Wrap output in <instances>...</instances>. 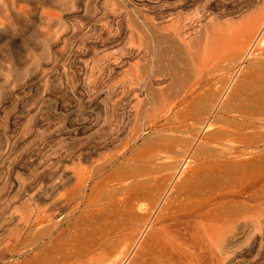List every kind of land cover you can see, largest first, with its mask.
Returning <instances> with one entry per match:
<instances>
[{
	"label": "bare ground",
	"instance_id": "1",
	"mask_svg": "<svg viewBox=\"0 0 264 264\" xmlns=\"http://www.w3.org/2000/svg\"><path fill=\"white\" fill-rule=\"evenodd\" d=\"M0 1H2V3L0 2L2 5H6L7 1H9L8 4L11 7H15L16 2L25 1V0H0ZM181 1L182 0H154L153 3L155 7L165 5L164 7L166 6L173 7L175 10V7H178L181 4ZM189 1L193 2V0H186L185 2L188 3ZM249 1H251V3L252 2L254 3L259 0H249ZM35 2H37V0ZM221 2L222 0L220 1V3ZM220 3L218 4L215 2V3H210L208 5L209 9H213L214 5L215 6L219 5L218 8L220 9L221 12L220 14L218 13L219 15L218 14L215 15L214 13V16L211 17L213 18L212 24L206 22L209 24L207 25L205 23L204 27L202 26L203 32H201L202 34H200V38L194 39L191 38L190 35H189L190 38H188L187 36L188 33L186 32L185 29L188 23L186 25L185 21L179 18L180 15L183 16L182 14H180L178 15V17H176L175 15L174 17L176 18L175 20L171 19L174 20L171 23L160 22V21L156 22V24L153 25V32H154L153 38H136L134 41L132 40L133 48L135 46L138 54L142 56L140 58H142V60L144 59L145 62L139 64L138 69L134 71L135 73L130 75L128 74L130 73L129 72L130 70L128 67H126L128 68L127 70L128 72L125 70L126 72L123 74V77H121L123 78L122 83L120 82L121 83L120 87L122 89L121 95H123L124 98L134 96L135 99L138 101L140 100L138 99V97H141V96L136 97L138 93L140 94L141 92H146L148 90L147 93L151 95V98L156 94L157 96H159V101L158 99H156L157 97L154 96L156 97L154 100L158 101V105L157 104L155 105L156 102L155 103L151 102L152 108H154L153 106H155L154 112L152 111L153 109H151V107L148 106L151 109L153 115L151 114L152 116L150 117L146 115L147 118H145L146 116L144 117V120L147 119L145 124L146 128L149 130H153L152 133L157 136L154 137L152 136L153 134H150L155 139L150 138L151 136L149 137V139H151V141L155 140V142H153L152 145H148V147L147 145H145V148H143L141 152L139 151V153H137L136 150L140 147L141 143L138 144L139 146L138 147L137 145H135L136 142L134 144L133 141L136 139L137 136L140 138V135L135 133L132 134L131 136L130 134L131 138H128L127 136V139L124 140L121 139V143H120V141L116 139L118 135L117 133L115 139L119 141V144H117L115 148L111 150L112 153L109 151L110 148L108 147L109 150L107 151L110 152V155L108 153L107 156L105 155L106 157L104 158L100 157L99 159L93 157V161L91 160L92 161L91 163L90 162H88L89 164L85 163L84 164L85 166L82 165V167L80 165L79 166L80 168L78 170H76L78 166L75 165L77 166L76 168L74 167L75 170L74 168L73 170L70 169L71 173H69L68 175H65L64 170H62L61 172H63L64 174L60 172V174L57 175L58 173H56L57 175L56 177L53 175L54 177L50 176L51 178L42 180L40 183H38V185L35 186V189H33V191L29 193V199L27 200H30L32 204L29 205L30 207L28 206L29 209H27L26 212L25 211L23 212L22 211L23 209L21 210L23 213L14 212L15 207L13 206L14 209L13 208L12 209L14 211L12 213L11 212L12 210H9V208L11 209V207H9L10 199L9 200L7 199L6 205L7 207H9L7 208L8 214L6 215L5 213V215L3 214V217H0L1 218L0 219V264H184L185 262H189V261H193L191 262V264L194 263L196 264L199 261L201 255L200 254L201 238L203 233L212 241V239H214V236L216 234L218 235V232L216 230L217 225H219L218 226L219 228L221 222L222 221L225 222L226 219L229 220L228 221L229 223L232 222L234 216L232 215L233 216L232 218V216H230L231 213L228 214L230 210L228 209L226 215L224 214L226 219L225 217L222 216V218L225 220H221V222L217 224L218 222L216 221L217 218L215 217L214 214L215 212L213 213V210L215 211L216 208L214 206L215 203H213V206L215 208L214 209L211 208L209 212L210 213L209 218L207 219L204 217L205 219H207V221L206 220L203 221L199 218L198 219L193 218L192 220H190L191 218H189V216L195 217L197 216L196 212H198V209L202 210L201 206L203 205L200 202L202 199L199 198V196L197 197L196 195L200 194L201 188L202 190H204V188L203 186L201 188L199 187L201 183H198L197 181L195 182L194 177L197 176H195L196 173L194 174V171L193 173L190 172L192 173L193 176H187L188 175L187 174L185 176L186 178L183 177L184 172L186 173L188 167L191 165V162L190 165L187 167V170L184 167H183L184 172L182 170V166L188 164L185 163L186 162L185 160L188 159L187 157H189L190 154L193 155L199 154L202 156L204 161L205 157L210 156L214 152L218 153L219 156H226L227 152L231 153L233 150H237L235 149L236 147H233L231 145L230 146L224 145L223 147L221 145L220 149L219 148L217 149V147L215 148L216 144H213V142L216 140H214V138H212L209 134H208L209 137L212 139V143L210 141L211 145L209 143V140L204 141V143L207 142L206 144H204L203 142L199 143L204 139L202 140L200 138L201 141L198 142H196V140H198L197 138H199L197 137V135L201 134L204 130L208 129L209 127L214 129L215 127H212L213 124L214 126L215 124L218 125L220 124V126H222L223 128L216 127L217 129H214V132H212L215 135L212 136L224 138L228 135V138H226L228 139V141L227 140L226 141L229 142V139H231V137L229 138L228 132L230 131L228 130L230 128L226 129L224 127L231 125L232 122L234 123L236 121H234V118L231 117L232 119H229L230 117L227 116L228 111L231 112L235 110V108L232 109L235 106L231 108V106L229 105L230 104L229 102L232 103L233 101H228V99L232 100L236 98V95L238 94L240 95L239 92H241L242 90L241 91L238 90L243 87V85L245 84L244 82L249 81L248 80L249 78H247L248 75H250V77L251 76L255 77L257 81H259L258 83L259 86H261L260 89L258 90L259 87L256 86V84H254L255 85L254 92L256 91V93L253 92V95L252 94L251 95L254 96V99H256L257 102L258 101L264 102V8L256 6L257 10L256 9L253 10L252 9L253 4H252L250 7L251 9H247L248 11H246L245 7H249V5L246 4L245 2L238 3L236 9L234 10L235 15L237 14V17L235 18V20L227 21V18L229 19L231 17V16L225 17V14L223 13L227 5L224 7ZM2 9L3 8L0 7V12H3ZM232 18H234V16ZM192 42L194 43L193 46H191ZM128 50L130 49L127 45L123 47L122 49L123 57H125ZM245 64L251 65L252 70L250 69L249 71L247 69L248 70L247 71L244 68L246 66ZM242 68H244V70H246L248 74H246L244 71V74H246V76H243L245 77L244 80L242 82H240L241 81L240 80L236 83V85H234L236 79L235 77L237 73L240 70H242ZM246 68L248 67L246 66ZM164 82L166 83L165 86H164L165 84ZM251 82H247L248 85ZM154 85H157V87L152 88ZM251 85L249 86L251 87ZM256 88L258 91L256 90ZM143 89H145V91ZM138 90L139 92H137ZM244 92H242L243 95L246 94V91ZM247 94H249V92ZM243 95L241 94V96ZM244 99L246 98L244 97ZM146 100L148 99H146L145 97V101ZM133 104L132 106L134 107L135 104L134 105ZM235 104L236 103H234V105ZM131 108L129 107V110ZM253 108L255 107L253 106ZM142 109L136 112L143 111ZM135 110H137L136 107ZM147 112L149 113V111ZM147 112L145 111L144 113L146 114ZM251 113H253V111ZM244 114L247 115V113ZM235 115L236 116L238 115L239 117L244 116V115L242 116L240 112L239 114H235ZM249 115L251 116V114ZM262 115H264V113H262ZM262 115L260 113L258 117L260 118L261 116L262 118L261 119L258 118L257 119L258 121L259 120L263 121L264 118ZM104 116L106 117V115ZM138 116L142 117V115L139 114L137 115V118L140 120ZM133 117L136 118V115H134ZM254 117L252 118L250 117V121L247 123L244 121L245 124L243 125L241 124L243 123V121L240 122L241 120H239L240 122L239 126L237 125V122L234 123L236 124L235 128L239 131V133L238 131H236L235 128L232 129L233 126H230L232 131L235 129V131L237 132V133L235 132L237 135L234 134L236 135L235 137H238L235 139V141L237 139L239 140L240 139L239 137H241L245 133L242 136V140H240L242 146L241 149L245 148L244 149L245 151L246 148L251 146L253 143L259 144V142H262L264 140V131L262 130L264 128V125L262 123H254L253 122ZM127 118L130 119V117L128 116ZM135 118L134 119L131 118V120H135ZM135 123L139 124V121L137 122V120H135ZM133 126L135 127V125ZM130 127L132 126L130 125ZM135 128H131V129L135 130ZM131 129L130 131H132ZM140 129L141 128H138L137 132H139ZM245 129L248 131L246 132ZM208 130L210 131V129ZM242 130H244V133L242 132ZM232 131L230 132L231 134L234 132ZM126 132L127 131H125V134L123 135H127ZM241 132L243 134L241 136H238L239 134H241ZM223 138L221 139L222 141H220L217 138V141L219 140L218 142H221V144H223V140H224ZM90 139H91L90 136L87 135H85V137H82V135L81 137L75 135L73 137H70L69 141L74 142V144L75 143L80 144V146L76 145L78 148L77 150H80L82 149L80 141H84L86 144V142H90ZM108 139L106 138V140ZM111 140L113 139L110 138V141ZM117 141L116 143H118ZM233 143H235L234 140ZM87 144L85 146H87ZM212 144L214 145V147L212 146ZM112 145L113 144H111V146ZM195 145L197 146L195 147ZM104 146H108V145H104ZM261 148H263V146ZM84 149H82V151ZM88 149L90 148H87V150ZM251 149L253 150V147ZM238 150L242 151L240 150V148ZM248 151L250 150L248 149ZM233 152L232 154H234ZM258 152L260 153L261 151L259 150ZM230 153L229 155H231ZM74 154L75 153L73 152V155ZM103 154L106 153L103 152ZM241 154L243 156V153ZM262 154L264 155V152ZM90 155L91 154H88L89 157ZM245 155H247L248 157V154ZM256 155L257 154L255 152L254 159ZM236 157L239 158L241 161L240 158L241 156H236ZM247 157L246 159H248ZM79 158L83 159L82 157ZM216 158H218V156ZM234 158L232 157L233 160ZM210 159L211 158L208 157V162ZM223 159L224 160L226 159L229 162L228 158H223V157L219 161H222ZM242 159H244V161H242L243 163L247 162L245 158ZM205 160H207V158H205ZM248 160H250V158ZM251 160H253V156ZM80 161L81 160H79V163ZM203 161L202 162L200 161L201 163L198 162L199 164L196 162V164H198L197 166L199 167L200 164H203ZM212 161L214 162V160ZM238 161L239 160H237V162ZM254 162L252 161V163ZM37 163L38 165L41 164L40 161H38ZM193 163H195V161ZM204 163L207 164L206 162ZM232 163H234V161L231 162V164ZM196 164L194 165V167L196 166ZM222 164H224V162ZM225 164L223 167H225ZM240 164L241 162L239 163V165ZM212 165L214 164L212 163ZM233 165L234 164H232L231 168L234 167ZM220 166L222 165L220 164ZM226 166L229 167V163ZM253 166L255 165L253 164ZM245 167L247 169L248 165H246ZM262 167L264 166L262 165L261 168ZM212 168H207V169L209 170L211 169L212 170L211 172H213V169L216 168L213 169ZM235 168L237 171L238 167L235 166L234 169ZM6 169L8 170V168ZM192 169L193 167H191V171ZM207 169H205L206 170L205 172H207V174L205 172H204L205 174H203L202 172L201 174L207 176L208 175ZM234 169H232L233 170L232 171L227 168L229 172L231 171L233 172L230 173L232 174V176L234 173H236ZM55 170H57V168ZM9 171L12 172V170ZM199 171L202 170L200 169ZM217 171L218 170L216 169L215 173ZM253 171L256 172L255 170ZM181 173H183V175H181ZM197 174L201 176L199 172ZM180 175L184 179L181 178L182 179L181 181L177 179V181L175 182L174 180H176V177L180 178ZM212 175L214 174L212 173ZM216 175L218 176V174ZM217 176L214 175V179ZM219 177H221L220 174ZM249 177L251 178V176ZM72 178L74 179V181L72 180L73 182L70 181ZM209 178L213 179L211 176ZM242 178L243 177H241V179ZM211 179L210 181H206V182H212ZM217 179L218 177L216 178V180ZM226 179L228 180L229 177ZM202 180L203 178L200 181ZM14 181L16 185H19V183L21 184L18 178H15ZM203 181H205V179ZM222 181L223 180H221V182ZM198 184L200 185L198 186ZM212 186L211 189L214 190L213 187L215 186V183L214 186L213 187ZM216 186H215V190H216ZM206 187L208 190L210 189L209 188L210 185L209 187L206 185ZM217 190L215 192L213 191L215 193V196L218 194L217 192H219ZM208 193H210V190L207 192L206 195L205 193H203L205 197L207 196V199H208ZM8 195H9L8 197L11 198L12 195L10 196V193ZM213 196L214 195L212 194L211 197ZM205 197L202 198L205 199ZM214 197L212 198V200H216L214 199ZM230 198L228 200H230ZM210 199H208V202L205 200L207 205L208 203H210L209 202ZM203 200L202 203L205 204V201ZM217 202L218 201H216V204ZM259 205H257V207H259ZM216 206L219 208L218 205ZM204 207L206 208V206ZM204 210L205 209H203V211ZM203 211H200V214ZM205 212L208 211L205 210ZM211 212L213 213V216L216 219L211 215ZM83 213H85V216ZM202 214L200 215V217L202 216ZM219 214H220L219 217L220 219L222 213H218V215ZM228 215L232 218V220ZM243 216L241 215V217ZM186 217H188L189 220H186L187 219ZM86 218L88 219V221H86L88 222L87 225H90L89 228L90 230H92V235H93L92 237L90 236V240L87 243L85 242V244L83 243V245L79 243L78 240H77L78 243L77 242L73 243L72 240L71 246L69 245L70 247H68L65 244L67 246V248H65L66 249L65 251H63V248H62L63 252L60 251V249L58 250L57 248L58 251L56 252V248H54V246H56L55 245L56 242H58L61 239L64 233L66 232L69 233L72 232L74 229H77L79 225V221H82L83 219L86 220ZM99 220L102 222L101 229L99 228L100 229L99 231H95L94 225L98 223ZM83 222L85 223V221ZM225 225L226 228L224 225L221 227H224L226 229V230L224 229L226 232L227 229L229 228V227L227 228V225L229 226L231 225L230 224H225ZM221 229L219 230L221 231ZM209 239L208 241H210ZM65 240L66 239L64 236V241ZM210 243H213V241Z\"/></svg>",
	"mask_w": 264,
	"mask_h": 264
},
{
	"label": "rangeland",
	"instance_id": "2",
	"mask_svg": "<svg viewBox=\"0 0 264 264\" xmlns=\"http://www.w3.org/2000/svg\"><path fill=\"white\" fill-rule=\"evenodd\" d=\"M35 1L36 0L18 1L15 3V7H11L8 4L9 1H7L6 5H2V1H0V7L3 8V12H0V217H3V214L5 215V213L6 215L8 214L7 208L9 207H11V209L9 208V210H12V213L14 210V212L19 213H23L24 211L26 212L27 209H29L28 206L32 204L30 200H27L29 199V193L33 191V189H35V186L38 185V183H40L42 180L51 178L53 175L56 177L60 174L62 170H64L65 175H68L69 173H71V170H73L74 167L76 168L78 166V168L76 169L78 170L80 168V165L82 167V165H84L85 163H91L93 161V157L99 159L100 157H106L108 153L110 155V152L112 153L111 150H113L115 146L119 144V141L121 143V139H127V136L128 138H131L130 134L131 136L135 133L140 135V138L137 136L136 139L133 141L134 144L136 142L135 145L137 146L141 143L140 147L138 146L139 148L136 150L137 153H139V151L141 152V150L145 148V145H147V147L148 145H152L155 140L151 141L149 137L151 136L150 134H153V130H149L146 128L145 124L147 119L144 120V117L146 115L148 117L153 115L152 111L154 112L155 106H153L154 108H152L151 104L156 102L155 105H158L159 96H157L156 94L154 96H156L157 98L154 96V98H151V95L147 93L148 90L146 92H141L140 94L138 93L136 97L141 96L138 97V99H140L138 101L135 99L134 96L124 98L123 95H121L122 89L120 86L122 83L123 78L121 77H123V74L128 70V68L130 70V73H128L129 75L135 73L134 71L138 69V65L145 62L144 59L142 60V58H140L142 56L138 54L135 46L133 48L132 40L134 41L136 38H153V25H155L156 22L160 21L171 23L180 14H182L183 16L180 15L179 18L185 21L186 25L188 23L187 27L185 26L186 32L188 33V38H200V34H202L201 32H203V27L205 23L209 22L210 24H212L213 18L211 17L214 16V13L215 15H217L221 12L218 8L219 5H214L213 9L208 8V5L210 3L216 2L219 4L221 0H193V2L189 1L188 3L185 2L186 0H182L181 4L179 5L180 7H175V10L173 7H164L165 5L155 7L153 3L154 0ZM244 2L249 5V7H245L246 11H248L247 9H251L250 7L252 4L253 10H257V7L264 8V0H259L254 3H251V1L249 0H222L220 4H222L224 7L226 5L228 6V8L226 6L225 10L223 11L225 17L231 16L229 19L227 18V21L235 20L237 14L235 15L234 10L236 9L238 3ZM175 15L176 17H174ZM233 16L234 18H232ZM209 23L206 24L208 25ZM125 44L129 47L130 50H128L125 57H123L122 49L126 46ZM193 44L194 43L192 42L191 46H193ZM137 60L139 61V63ZM245 65L248 68H246ZM245 65L244 68L246 70H252L251 65ZM244 68H242V70L237 73L235 78L240 79H235L234 85H236V83L240 80V82H242L245 78L243 76H246V74H248V70L246 71L244 70ZM244 71L246 74H244ZM247 78H249V81H246ZM247 78L245 79L246 82H244L246 86L244 84V88L242 87L238 90H242L241 92H239L240 95H236V98H234L235 100L228 99V101H233L232 103L229 102V105L231 106V108L235 106L232 109L235 108L236 111L233 110L235 113L233 111H228L227 116L230 117L229 119L234 118V121L237 122L238 126L242 121V125L245 124V122H249L250 117H254L257 112H260L261 115L262 113H264V102L258 101V103L257 100L254 99V96H252L255 90L254 84L259 87L258 90L261 87L258 84L259 81H257V79L253 76L250 77V75H248ZM118 82L121 83L119 84ZM247 82H251L249 84H252L251 87L248 85ZM165 85L166 83L164 84V86ZM247 85L251 89H249ZM155 87H157V85H154L152 88ZM107 90L109 93L111 92L113 94H109ZM143 90L145 91V89ZM244 91H246V94L243 95L242 92ZM137 92H139V90ZM248 92L249 94H247ZM254 93H256V91ZM106 94L109 96H107ZM241 94L243 96H241ZM145 97L148 100L145 101ZM244 97L246 99H244ZM155 98L158 99V101L154 100ZM135 101L140 103L138 104ZM147 101L150 103H148ZM130 103H134L135 106L133 107ZM234 103H236L237 105H234ZM148 106L151 107V109L153 110L151 111ZM253 106L257 110L253 108ZM129 107H133L130 109L131 112L129 110ZM135 107L137 110H135ZM140 109H142L144 112L149 111V113L147 112L149 115L147 113L145 114L143 111L136 112ZM250 110H252L253 113H251L252 111ZM239 112L242 116L244 115L245 117H239L238 115H235L239 114ZM244 113H247V115L251 114V116L249 115V117ZM258 113L256 115L257 117L255 116L253 118V122L262 123L264 125V119L263 121L257 120L259 118L258 116L260 115V113L259 115ZM138 114L142 115V117L138 116L140 120L137 118ZM104 115H106V117ZM134 115H136V118L133 117ZM127 116L130 117V119L127 118ZM147 116L145 118H147ZM262 116L264 118V115ZM104 118L107 119L105 120ZM113 118L116 120H114ZM131 118H135L137 122L139 121V124H136L135 120H131ZM261 118L262 117L260 116L259 119ZM239 120L241 121L239 122ZM234 123L232 122L231 125H228L224 128L231 129L230 126H233V129L236 127V124ZM130 125L132 127H130ZM133 125H135L136 128ZM129 127L130 129L135 128V130L131 129L132 131H130ZM212 127H215L214 129H217L216 127L222 126H220V124H215L214 126L213 124ZM138 128H141L139 132H137ZM208 129H210V131ZM208 129H206L207 131L204 130L201 133L202 135H197V137L199 138H197L198 140H196V142L201 141V138L202 140H204L199 143H204L205 140H209V143L210 141L212 143V139L209 137V135L216 141L217 138L222 141L221 139L223 137L220 138L212 136L215 135L214 133H212L214 132V129H212L211 127H209ZM230 129L228 131L231 132L232 129ZM235 129L233 130L234 132L232 131V134L228 132L229 138L231 137V139H229V142H227L228 139H226L228 138V135L223 138L225 140H223V144H221V142H218L219 140L217 142H213V144H219V147L215 145V148L217 147V149H220L221 145L222 147L224 145H231L233 147H236L235 149L237 150H233L234 152L232 151L234 154H232V152H227L226 156H219L218 153L214 152L210 156H208L209 158H211L209 162L208 157H205L207 158V160H205L204 158L203 161L201 155L190 154L189 157H187L188 159L185 160V163L188 164L185 165L184 163L185 166H182V170L184 168L187 170V167L190 165L191 162L190 166L193 167L192 171L191 167L189 166V173L188 170H185L186 173L183 170L184 175L183 173H181V175H183L184 178H186L185 176L187 174V176H193L192 173L194 171V174L196 173L195 176L198 177H194L195 182L197 181L198 183H201V185L198 184V186L200 185V188L203 186L204 190H206V185L208 187L210 185V193L215 190L216 184V190L221 188L217 190L219 192H217L218 194L216 193V196L214 193L216 190L212 193L215 196H213L214 199L216 200H212V194L208 193V199H210L211 197L209 201L210 203H208V205L206 204V201L208 202L207 196L205 197L203 193H205L206 195L209 190L207 189L206 191H204L201 188L200 194H197L196 196H199V198H201L202 200L204 199L202 197H205V199L203 200H206L205 204L202 203V200H199L203 205L201 206L202 210L198 209V212H196L197 216L195 217L189 216V218H191L190 220H192L193 218H199L203 221H207L210 216L209 212L211 208L214 209L215 207L216 208L215 211L213 210V213L215 212L214 214L217 219L213 216L212 212L211 215L216 219V221L218 222L217 224H219L221 220L226 219L224 214L226 215L228 209H230L228 214L231 213L230 216H234V219L232 220L233 216L231 218L228 215L231 218L232 222L229 223V220L226 219L225 222H221L219 228V225H217L216 230L218 232V235L216 234V232L214 239H212L213 243H210L212 241L203 233V239L201 238V255L199 261L196 264H264V167L261 168L262 165L264 166V155L262 154L264 152V140L262 142H259V144L253 143L251 146L246 148L245 151V148L241 149L242 146L240 143V140H242V136L245 134L244 130H242L244 134L241 132V134L238 135L241 136L243 134L241 137H239V140L237 139L238 141L236 140L238 142L237 143L235 139L238 137L235 136L237 135L236 131L238 130L236 129L235 131ZM262 130L264 131V128ZM125 131H127V135H123L125 134ZM208 131L211 133H209ZM247 131L248 130H246V132ZM117 133L119 136L117 135ZM74 134L78 137H81V135L82 137H85V135L90 136L91 143L86 142V144L89 143L90 145L87 144V146H85V142L80 141L82 149L85 148L83 150L85 152H83L82 149L77 150V146H80V144H74V142L69 141L70 137L75 136ZM116 135V139L119 141L115 139ZM120 135L123 137H121ZM152 136L157 137L155 134H153ZM152 136L150 138L155 139ZM106 138L109 139L106 140ZM110 138L113 140L110 141ZM92 139H94L95 141ZM233 140L235 143H233ZM116 141L118 143H116ZM224 142L230 144L228 145ZM102 143L108 146H104ZM206 143L207 142H205L204 144ZM111 144L113 145L111 146ZM213 144L212 146L214 147ZM196 146L197 145H195V147ZM262 146L263 148H261ZM108 147L110 148V150ZM250 147H253V150ZM87 148H90L88 149L90 151H88ZM239 148L242 151H239ZM91 149L93 152L91 151ZM248 149L250 151H248ZM107 150H109L110 152ZM259 150L261 151L260 153L258 152ZM73 152L75 153L74 155ZM103 152L106 154H103ZM255 152L257 155L254 159ZM229 153L231 155H229ZM241 153H243L244 157ZM88 154H91L90 157L88 156ZM245 154H248V157ZM250 154L253 156V160H251L252 156ZM217 156L218 158H216ZM236 156H241V161ZM245 156L248 159L250 158V160L246 159ZM79 157H82L83 159H80ZM222 157L228 158L229 162L226 159V162L224 159L222 161H219L222 159ZM232 157L234 158V160L232 159ZM242 158H245L247 160L246 163L244 162L245 164L242 162L244 161V159ZM79 160H81L80 163ZM212 160H214V162L216 163H214ZM232 160L234 161V163H232L234 164L233 166L238 167L237 171L236 168H231V162H233ZM237 160L241 162L242 167L241 164L239 165L240 162H237ZM38 161L41 162V164H39L40 166L37 163ZM194 161L195 163H193ZM200 161H203V164H200L198 167L197 165L201 163ZM218 161L222 163L224 162V164L226 163V168L223 167L224 164L219 163ZM252 161L255 162L252 163ZM196 162L199 163L196 164ZM204 162H206L207 164H205ZM227 162L229 163L230 168L226 166L228 165ZM212 163L214 165H212ZM195 164L196 166L194 167ZM220 164L222 166H220ZM253 164L255 166H253ZM201 165H206L207 167H203ZM243 165H248V168L246 169V167ZM212 167L216 168L218 171L215 173L216 169H213ZM219 167L222 168L220 169ZM6 168H8V170ZM56 168L57 170H55ZM199 168L202 171H199ZM207 168H212L213 172H211V169L209 170ZM227 168L229 170L234 169V171L236 172L234 173L235 176L234 174L233 176L232 174H230L233 173V170L229 172ZM205 169H207L208 175H210L213 179L209 178L210 176L208 175V177L203 175L205 173L207 174V172H205ZM225 169L229 172V175ZM9 170H12L13 173ZM253 170H255L256 172H254ZM198 172L201 176L197 174ZM201 172L203 174H201ZM56 173L58 174L56 175ZM61 173L64 174L63 172ZM212 173L215 176H217L216 174H218L217 180V177H215L214 179V175H212ZM244 173L246 174V176ZM219 174L221 177H219ZM226 174L229 177L228 180L226 179L228 178ZM181 175L180 178L176 177V180L174 181L176 182L177 179H179V181L184 179L183 177H181ZM249 176H251V178ZM200 177L201 179L203 178V180L205 179V181H200ZM241 177L243 178L241 179ZM245 177H247L248 179ZM15 178H18L21 184L19 183V185H16L14 181ZM210 179L213 183L206 182L210 181ZM72 180L74 181L73 178L70 181ZM221 180H223L224 182H221ZM202 184L206 185L204 186ZM212 184L214 187L212 186ZM211 186L214 188V190L211 189ZM7 193H10V196L12 195L11 198L8 197L9 195ZM228 197H231L230 200H228ZM7 199H10L9 207H7L6 205ZM216 201H218L217 204ZM213 203L218 205L219 208L215 204L214 207ZM257 205H259V207H257ZM13 206L15 207V209ZM204 206H206V208ZM203 209L207 210L208 212H205V210L203 211ZM200 211L204 212H201V214L203 213L201 216L203 219L200 217ZM218 213H222L220 219V214L218 215ZM83 214L85 216V213ZM241 215L244 216L241 217ZM222 216L225 217V219H223ZM204 217L207 219H205ZM186 218V220H189L188 217ZM83 221H85V223ZM86 221H88L87 218L86 220L83 219L82 221H79L77 229H74V232L72 231L74 235L72 232L64 233L61 239L56 242V246H54V248H56V252L59 249L60 251H62V248L63 251H65V248H67V246H71L72 240L73 243H76L78 240V242L82 245L83 243L85 244V242L87 243L90 240V236H93L92 230H90V225H87L88 222ZM100 222L101 221L99 220L98 223L94 225L95 231H99L101 229L102 222ZM222 224L225 226V228V224H230L231 226L227 225V228H229L225 232L226 229L224 227H221L223 226ZM219 229H221V231ZM78 230H81L80 233ZM64 236L66 242L64 241ZM70 237L73 239H71ZM208 239L210 241H208ZM191 262L193 261L185 262L184 264H191Z\"/></svg>",
	"mask_w": 264,
	"mask_h": 264
}]
</instances>
